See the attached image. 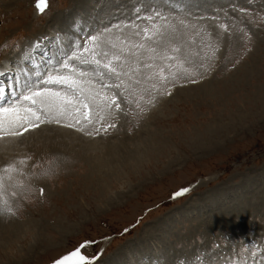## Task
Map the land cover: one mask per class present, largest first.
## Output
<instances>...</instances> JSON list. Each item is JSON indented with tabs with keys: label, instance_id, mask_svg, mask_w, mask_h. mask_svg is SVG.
Returning <instances> with one entry per match:
<instances>
[{
	"label": "rangeland",
	"instance_id": "obj_1",
	"mask_svg": "<svg viewBox=\"0 0 264 264\" xmlns=\"http://www.w3.org/2000/svg\"><path fill=\"white\" fill-rule=\"evenodd\" d=\"M144 1L50 0L37 28L0 0V60L78 47L0 112V264H92L128 230L100 264H264V0Z\"/></svg>",
	"mask_w": 264,
	"mask_h": 264
},
{
	"label": "snow or ice",
	"instance_id": "obj_2",
	"mask_svg": "<svg viewBox=\"0 0 264 264\" xmlns=\"http://www.w3.org/2000/svg\"><path fill=\"white\" fill-rule=\"evenodd\" d=\"M36 9L38 12L43 13V11L45 10V8L47 7V0H37V3L35 5ZM93 39H96L95 37H93ZM106 68H109L110 71H112V69L109 67V65H105ZM62 80H66V78L64 77H49V81L51 82H57V81H62ZM42 93L40 92H35L32 93L31 96H25L24 99L25 100H31L32 103H36V100L34 99V97H39L41 96ZM5 112L8 111L7 109L4 110ZM37 119H39V117H37ZM0 128H2V124H0ZM27 130V129H25ZM21 133L18 132H10L9 135H20ZM182 193H178V195H180ZM77 259L79 264H88V261L84 259L83 256H80L79 252H73L70 256L65 257L62 261L59 262V264H69V261H72L73 259Z\"/></svg>",
	"mask_w": 264,
	"mask_h": 264
},
{
	"label": "bare ground",
	"instance_id": "obj_3",
	"mask_svg": "<svg viewBox=\"0 0 264 264\" xmlns=\"http://www.w3.org/2000/svg\"><path fill=\"white\" fill-rule=\"evenodd\" d=\"M26 59V58H25ZM20 61H21V65L22 66H26V65H24L23 63H22V58H20L19 59ZM27 60V59H26ZM28 61V60H27ZM12 62H14V61H12ZM12 62H9L11 65H12ZM29 62H31V60L29 61ZM14 64V63H13ZM21 70H22V68L23 67H19ZM27 68V67H26ZM26 68H24V70L26 69ZM263 103V102H262ZM53 107V106H52ZM5 114V113H4ZM7 114V113H6ZM5 114V115H6ZM12 114V113H11ZM14 114H12V116H13ZM10 116V115H9ZM16 117V116H15ZM5 118H7V117H5ZM17 118V117H16ZM35 120V119H34ZM212 127V128H211ZM210 127V130H212L215 126H211ZM47 132V131H45V130H41V129H39L38 131H34V132H32V133H30L28 136V138H30V137H34V136H39L38 134H41L42 132ZM72 132V131H71ZM57 133H59V135H60V137H63V138H65L67 141H71L72 142V144L73 143H75L77 140H78V143H80V144H78L79 146H78V148H81V150L82 151H89L90 149H91V147H90V145H89V143L87 144V143H83V141H81V140H79V139H77V136H76V133L75 132H73V134L71 133H69L68 131H65V130H62V133H60V129H58L57 128ZM26 135V134H25ZM42 135H43V133H42ZM45 135V134H44ZM42 136V138H46L45 136ZM28 138H26V139H28ZM55 138V136L52 138V139H54ZM48 139V138H47ZM46 139V140H47ZM18 140V139H17ZM11 141V140H10ZM15 141H16V139H15ZM67 141H65V142H67ZM94 141V140H93ZM209 141V140H208ZM17 142V141H16ZM64 142V143H65ZM15 143V142H14ZM19 144V143H18ZM87 144V145H86ZM91 144V143H90ZM202 144V143H201ZM6 145V144H5ZM67 145V144H66ZM69 145V144H68ZM62 146V145H61ZM67 147V146H66ZM136 165V164H135ZM98 167L100 168V169H103V168H107V167H110V166H103V165H98ZM139 168V167H138ZM124 172V171H123ZM118 180V179H117ZM117 256H119V255H117ZM122 258V257H121ZM109 259H111V258H109ZM115 260L116 261H118L119 259L117 258V257H115ZM128 261V260H127ZM132 261V260H131ZM130 262V261H129ZM122 264H123V262H122Z\"/></svg>",
	"mask_w": 264,
	"mask_h": 264
}]
</instances>
